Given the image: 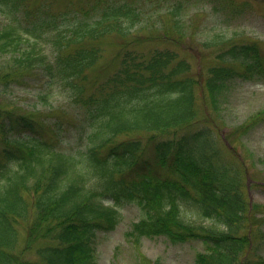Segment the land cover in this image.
I'll return each instance as SVG.
<instances>
[{"label":"trees","instance_id":"obj_1","mask_svg":"<svg viewBox=\"0 0 264 264\" xmlns=\"http://www.w3.org/2000/svg\"><path fill=\"white\" fill-rule=\"evenodd\" d=\"M135 1L55 11L52 0L32 7L30 0H0L11 17L0 31V52L16 53L15 74L40 71L43 85L64 89L87 120L85 143L69 152L56 147L57 125L49 136L34 114L0 109V264H96L98 234L113 229L119 207L131 202L142 210L128 231L134 240L199 242L197 264H264V213L244 194L246 166L224 159L210 124L230 82L264 76V55L254 41L218 38L223 47L215 62L197 77L174 49L142 53L128 46L145 41ZM211 1L239 11L231 0ZM170 6L176 24L183 5ZM113 33L127 41L117 67L98 80L90 72ZM42 36L49 51L24 47ZM181 207L208 222L184 219ZM20 224L24 245L16 251ZM39 239L35 258H25Z\"/></svg>","mask_w":264,"mask_h":264},{"label":"rangeland","instance_id":"obj_2","mask_svg":"<svg viewBox=\"0 0 264 264\" xmlns=\"http://www.w3.org/2000/svg\"><path fill=\"white\" fill-rule=\"evenodd\" d=\"M38 1L30 0L31 7ZM52 10L57 11L72 5L90 7L95 0H52ZM109 1V0H105ZM176 0H136L135 4L143 12V22L137 26L138 35L145 38L137 44L128 46L142 53L156 47H169L190 62L191 73L202 78L206 67L216 60V53L223 47L215 43L218 38H227L232 42H251L258 44L264 55V0H231L238 10L226 7L221 1L179 0L182 10L175 24L168 14V8ZM104 2V0H102ZM224 5V6H223ZM217 7V9H215ZM221 7V8H220ZM0 8V31L11 22V17ZM20 16V15H19ZM24 21V19L20 16ZM45 36L24 42V47L33 45L36 49L49 51L52 47ZM117 34L103 39L102 57L90 72L98 80H103L118 65V53L127 41ZM15 52H0V109H13L17 112L32 113L46 129L47 135L57 125L59 142L56 147L65 151H75L85 143L84 129L86 117L83 107L72 103L67 92L59 86L48 88L43 85L44 77L36 70L15 74L17 68L12 65ZM199 105L200 91H197ZM220 113L213 112L217 142L224 159L234 163L244 162L246 166L245 195L250 203L257 205L258 215L264 213V76L253 79H235L221 97ZM204 113V112H203ZM259 113L263 119H256ZM246 131L239 135L243 125L254 119ZM53 126V127H52ZM226 134V135H225ZM229 135V139L226 136ZM230 147L235 151L232 152ZM119 223L110 231L100 232L96 238V264H197L195 255L202 249L199 242L172 243L165 236L143 235L134 240L128 231L132 224L142 216V210L134 203L119 207ZM181 216L197 223H207L197 217L191 207H181ZM16 251L24 245L25 228L18 225ZM42 242L37 240L23 256L35 258L34 250ZM264 257V249L261 250Z\"/></svg>","mask_w":264,"mask_h":264}]
</instances>
